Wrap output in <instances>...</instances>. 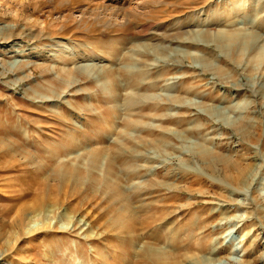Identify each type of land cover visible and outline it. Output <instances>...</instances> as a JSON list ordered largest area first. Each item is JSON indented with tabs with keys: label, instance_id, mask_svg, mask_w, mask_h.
<instances>
[{
	"label": "rangeland",
	"instance_id": "obj_1",
	"mask_svg": "<svg viewBox=\"0 0 264 264\" xmlns=\"http://www.w3.org/2000/svg\"><path fill=\"white\" fill-rule=\"evenodd\" d=\"M0 264H264V0H0Z\"/></svg>",
	"mask_w": 264,
	"mask_h": 264
},
{
	"label": "bare ground",
	"instance_id": "obj_2",
	"mask_svg": "<svg viewBox=\"0 0 264 264\" xmlns=\"http://www.w3.org/2000/svg\"><path fill=\"white\" fill-rule=\"evenodd\" d=\"M206 24H207V23H206ZM16 63H18V61H17ZM19 67H20V66H19ZM33 71H34V70H33ZM42 102H43V101H42ZM251 122H252V121H251ZM11 168H12V167H11ZM32 211H33V210H32ZM36 212H37V211H36ZM23 213H24V212H23ZM24 214H25V213H24ZM38 215H40V214H38ZM34 216H35V215H34ZM36 216H37V215H36ZM25 218H27V217H25ZM30 218H31V217H30ZM30 218H29V219H30ZM48 218H49V217H48ZM48 218H47V219H48ZM27 220H28V219H27ZM33 220H35L34 217L32 218L31 223L34 222ZM29 221H30V220H29ZM47 225H48V224H47ZM37 226H38V225H35V226H32V227L34 228V227H37ZM39 226H40V225H39ZM26 228H27V227H26ZM26 228H25V229H26ZM28 228H30V227H28ZM38 228H39V227H38ZM43 228H44V227H43ZM22 229H23V228H22ZM23 232H24V231H23ZM31 232H32V230H31ZM29 233H30V232H29Z\"/></svg>",
	"mask_w": 264,
	"mask_h": 264
}]
</instances>
